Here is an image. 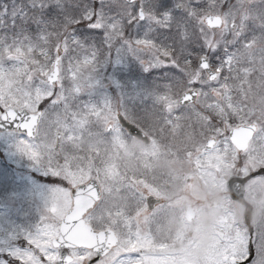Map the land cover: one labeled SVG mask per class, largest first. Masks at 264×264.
I'll use <instances>...</instances> for the list:
<instances>
[{
	"label": "rangeland",
	"instance_id": "374dc122",
	"mask_svg": "<svg viewBox=\"0 0 264 264\" xmlns=\"http://www.w3.org/2000/svg\"><path fill=\"white\" fill-rule=\"evenodd\" d=\"M219 1L221 6L228 4L229 10L223 12L228 26L221 35L206 33L199 23L200 17L206 13L204 8L195 7L200 0H173L174 7L181 5L183 12L191 14V18L173 21L174 35L163 36L160 25L146 20L131 36L124 37L154 40L158 46L174 49L180 76L173 77L159 66L145 71L136 56L151 60L153 54L136 51L134 56L119 39L112 49L96 45L100 48L101 66L94 76L101 84L79 96L76 102L70 101L73 109H76V103L103 106L106 99H111L116 108L123 104L136 112L154 110L149 121L138 124L151 139L150 146L137 143L128 136L106 139L75 128L64 133L69 140L63 142L58 151L54 150L56 143L51 136L48 141L56 152V162L69 175H72L70 169L79 167L81 175L73 176L76 183L96 178L104 186V200L123 210L141 229L150 230L157 241L166 246L169 254L174 252L172 256L179 264H208L224 222L237 227L234 256L244 259L249 234L244 208L231 200L226 182L231 175L246 176L264 168V0ZM20 3L21 0H0V23L11 25L15 19L19 27L17 5ZM143 4L147 11L159 16L156 0H145ZM106 7L124 12L132 8L124 0H116V4L109 0ZM231 23L236 24V32H231ZM41 27L44 31H60L59 27L51 28V25L48 29ZM4 30L16 32L10 27ZM31 35L36 42L35 35ZM205 37L208 47L203 49L204 55L208 54L209 48L221 49L222 55L225 50H235L231 52L227 65L220 67L219 80L211 84L207 83L197 64L201 52L192 51V48H200ZM244 42H252V46L247 49ZM52 43L55 44V38ZM107 53L110 59L104 63ZM104 79L109 80L108 85L103 83ZM36 83H39L38 78L34 80ZM22 86L23 81L17 85ZM192 89L199 90L198 102L191 108H180V97ZM216 92L225 95L223 101L217 100ZM9 100L13 108L20 109L25 108L27 97L13 93ZM62 107L50 109V115ZM118 114L122 113L113 110L107 114L106 119L113 123V127L118 123ZM129 119L135 122L131 116ZM72 123L70 116L68 124ZM250 123L260 127V134L248 152L239 157L228 140V132L233 127ZM72 136L76 139L72 140ZM20 138L16 133L0 135V242L7 241L14 233L35 231L55 187L50 182L51 177L17 152L16 144ZM210 138L219 139V144L207 152L205 144ZM181 192H184L183 196L176 198ZM146 193L164 197L169 201L166 207L171 208L184 209L186 201L191 200L197 209L194 224H185L176 230L164 225L157 230L145 226L143 223L147 220L143 217V206ZM246 199L253 205L254 229L264 233V177L249 182ZM64 210L67 211L66 205ZM115 219L122 221L124 217ZM107 226L106 219L94 221L97 230ZM193 227L198 228L197 233ZM258 264H264V256L260 257Z\"/></svg>",
	"mask_w": 264,
	"mask_h": 264
},
{
	"label": "snow or ice",
	"instance_id": "6c2138e0",
	"mask_svg": "<svg viewBox=\"0 0 264 264\" xmlns=\"http://www.w3.org/2000/svg\"><path fill=\"white\" fill-rule=\"evenodd\" d=\"M108 2L21 0L17 5L20 26L17 27L15 19L11 25L0 23V128L7 124L21 136L16 144L17 152L51 177L50 182L55 185L35 231L14 233L7 241L0 242V264H179L150 230L141 229L123 210L104 200V186L97 179L76 183L73 176L81 175L79 167L70 169L72 175H69L56 162V152L48 142L51 136L54 143L62 144L69 140L64 133L73 128L106 139L142 136L139 122L149 121L154 114V110L148 109L132 111L123 104L116 108L111 99H106L103 106L76 103L77 107L73 109L70 101L76 102L79 96L101 84L94 76L101 66L100 48L96 45L112 49L119 39L134 56L136 51L153 54L151 60L136 56L145 71L159 66L173 77L181 75L174 49L158 46L154 40L124 37L131 36L146 20L160 25L163 36H172L173 21L191 18V14L174 7L173 0H156L159 16L147 11L142 0H128L132 8L127 12L108 9ZM111 3L116 4V0ZM195 7L203 9L205 5L200 3ZM225 11L229 10L225 8ZM199 23L208 29H216L228 22L223 16L204 15ZM49 25L59 27V33L42 30L41 26L48 29ZM6 27L16 29V32L5 31ZM232 27L236 25L233 23ZM31 34L35 35L36 42ZM52 38H55V44ZM206 47L205 37L200 48H192L193 52L202 54L198 66L219 67L231 58L229 50L222 55L219 48H209L210 55H204ZM74 52L76 55H71ZM108 59L107 53L104 63ZM37 78L39 83L34 84ZM21 81L23 86L17 87ZM13 93L27 97L23 110L11 106L9 97ZM60 105H63L61 110L50 115V109ZM113 110L122 113L116 116L118 123L114 127L106 119ZM70 116L71 125L68 124ZM129 116L135 122H130ZM256 174L264 176V169H258ZM118 217L124 219H115ZM99 219H106L108 226L98 231L94 221ZM237 239V227L224 222L208 264H237L234 256ZM261 256H264V233L252 230L247 237L243 264H258Z\"/></svg>",
	"mask_w": 264,
	"mask_h": 264
},
{
	"label": "flooded vegetation",
	"instance_id": "af4514ba",
	"mask_svg": "<svg viewBox=\"0 0 264 264\" xmlns=\"http://www.w3.org/2000/svg\"><path fill=\"white\" fill-rule=\"evenodd\" d=\"M145 1V0H144ZM142 1V3L144 2ZM200 0L201 3H203L205 5L204 9L206 10L205 15H214V16H223L224 14L223 12L225 11L226 5L228 4H224L222 5V2L219 0ZM218 1V2H217ZM198 2V1H197ZM198 4V3H197ZM129 6H132L131 4H128ZM259 9V8H256ZM181 10L184 11L183 7H181ZM261 11H263L261 8L259 9ZM263 17V14H262ZM225 18V17H224ZM146 21L142 22V24H145ZM141 24V25H142ZM233 24V23H232ZM232 24H230V30L232 32H236V27L233 28ZM236 25V24H235ZM226 26H223V29L221 30H215V29H208L206 27H204L206 33L209 34H223L226 30ZM251 44H248L246 47L249 48ZM233 52H235V50H233ZM207 55H210V52H208ZM219 59V58H218ZM222 65H226L225 63H222L220 66ZM224 96L220 95L219 99H223ZM176 120V118L174 119ZM259 132H257V134L255 136L258 135ZM217 142H219V139H216ZM235 151V149H234ZM239 157L241 156L239 153H237V151H235ZM189 182V181H188ZM167 190H169V187L167 188ZM184 192H181V194L179 195L178 193L176 194V198L183 196ZM151 195L150 193H146L145 194V205L143 206V217L148 221H144L143 224L148 225L147 227H151L154 228V230L159 229L162 225L166 226V228H170V229H178L181 228V226L185 225V224H190V222L187 220V210L189 208H194L192 201L191 200H187L186 201V208L184 209H179L177 207L175 208H171V207H166V204H169V201H167L164 197H161L160 200V204L156 205L154 209L149 210V208L147 207V197ZM175 202V200H174ZM171 203V202H170ZM8 204V203H7ZM214 207V204H212L211 208ZM164 209V210H163ZM184 245H187V240L184 242ZM169 252V251H167ZM174 252H171V256L173 255Z\"/></svg>",
	"mask_w": 264,
	"mask_h": 264
},
{
	"label": "water",
	"instance_id": "95a60500",
	"mask_svg": "<svg viewBox=\"0 0 264 264\" xmlns=\"http://www.w3.org/2000/svg\"><path fill=\"white\" fill-rule=\"evenodd\" d=\"M200 67L202 69H204L208 74L212 73L209 70L208 65H200ZM215 78H216V75L212 73V75L210 76L209 80L212 81ZM104 82L108 83L107 80H104ZM196 95H197V93L195 91L185 94L182 97V99L180 101V104L181 105H185V104L193 103L195 101V99H196ZM255 130H256V128L254 126H243V127L234 129L230 133V138H231L232 143L239 150L244 151L246 149L249 141L252 139L253 131L255 132ZM0 131L7 132V131H15V130L12 129L9 125L5 124L3 126V128H0ZM136 137L140 138L141 140H145V142H148L147 138H145V136H143V135L142 136H136ZM214 142L215 141H212V140L209 141L208 144H207V148H211L214 145ZM256 173H254L252 176H250L248 178H245V179H240V178H236V177H233V178L230 179V181L228 182V186L227 187H228V189L230 191L231 197L234 200H236L237 202H241L242 204H245V201H244L245 185L251 178L260 176V175H257ZM234 181H238V182L234 183ZM151 199H152V197L149 198V201ZM237 264H243V262H237Z\"/></svg>",
	"mask_w": 264,
	"mask_h": 264
}]
</instances>
